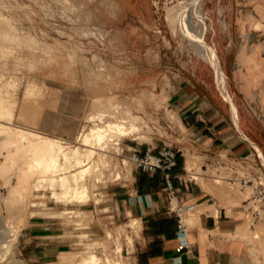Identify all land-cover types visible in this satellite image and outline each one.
Listing matches in <instances>:
<instances>
[{
	"label": "rangeland",
	"instance_id": "obj_1",
	"mask_svg": "<svg viewBox=\"0 0 264 264\" xmlns=\"http://www.w3.org/2000/svg\"><path fill=\"white\" fill-rule=\"evenodd\" d=\"M213 7L214 3L203 0H0V163L9 162L8 170L0 171V264H32L22 254V227L30 217L48 221L58 231L63 227L72 240L67 251L78 264L91 252L100 264H128V252L118 247L132 246L131 237L124 240V223L133 224L134 218L116 219L111 188L133 176L128 143L175 148L187 142L180 118L170 111L168 65L174 54L190 64L210 66L216 88L225 93L218 80L219 66L223 71L220 52L208 38L212 20L207 11ZM181 19L192 21L196 31L205 24L203 37L216 50L219 66L199 49ZM26 104L37 113L29 124L17 115ZM108 121L134 122L138 128L127 134L114 130L105 141L90 139L83 144L92 126ZM23 131L30 139L57 137L64 150L52 170H34L26 180L28 189L8 200L20 170L32 158ZM189 158L188 167L197 163L196 157ZM85 165L89 167L81 182L88 189L86 203L74 195L70 199L51 196L53 188L60 189V176ZM42 176H54L55 181L39 184ZM215 181L209 179L213 190L236 200L252 192L250 185L242 188L241 183ZM80 190L73 189L77 194ZM243 219L247 229L243 232L237 226L236 237L246 243L252 264H264V232L254 237L264 218L255 220L249 213ZM5 240L11 244L9 251L2 249Z\"/></svg>",
	"mask_w": 264,
	"mask_h": 264
},
{
	"label": "crops",
	"instance_id": "obj_2",
	"mask_svg": "<svg viewBox=\"0 0 264 264\" xmlns=\"http://www.w3.org/2000/svg\"><path fill=\"white\" fill-rule=\"evenodd\" d=\"M203 1L214 3L207 11L212 20L208 38L220 52L230 99L216 88L210 66L197 61L190 64L192 61L174 54L168 65L172 73L169 101L184 126L187 142L175 145L179 161L173 175L190 205L188 232L187 236L178 234L176 214L168 208L163 171L134 169L129 182L111 188L116 219L131 213L143 223L126 254L128 264L253 262L244 240L236 237L239 221L247 215V197L236 200L213 190L209 179L183 181L178 175L192 156L198 163H209L219 154L237 157L250 153L256 145L264 158V0ZM35 114L29 104L17 113L25 124ZM22 229V254L28 263L58 260L72 246L65 229L60 226L58 231L48 221L30 217Z\"/></svg>",
	"mask_w": 264,
	"mask_h": 264
},
{
	"label": "built area",
	"instance_id": "obj_3",
	"mask_svg": "<svg viewBox=\"0 0 264 264\" xmlns=\"http://www.w3.org/2000/svg\"><path fill=\"white\" fill-rule=\"evenodd\" d=\"M173 109V108H172ZM174 114V110H170ZM145 146V150L142 146ZM254 145V143H253ZM250 153L229 157L226 154H219L214 161L209 163H196L185 169L178 175L183 181L199 182L203 179L227 180L231 183H241L242 188L245 185L252 186V192L245 200L246 213H251L255 220L264 218V158L256 145ZM125 151V148H123ZM127 157L133 169H142L146 171L162 170L165 178L164 190L168 197V208L176 214L178 234L187 236L188 221L187 215L190 210L188 201L180 194L178 187L174 183L173 170L178 165L179 149L167 144L159 145L154 142H133L127 145ZM126 218H134L133 224L129 221L124 225L127 228V235L124 240L131 237L142 229V220L133 214ZM133 245V243H132ZM189 246V243H185ZM122 246L129 252L131 245Z\"/></svg>",
	"mask_w": 264,
	"mask_h": 264
},
{
	"label": "bare ground",
	"instance_id": "obj_4",
	"mask_svg": "<svg viewBox=\"0 0 264 264\" xmlns=\"http://www.w3.org/2000/svg\"><path fill=\"white\" fill-rule=\"evenodd\" d=\"M197 7H198V3H197ZM192 14H193V12H192ZM186 15H187V18H188V16L191 17L190 13H188V12H187ZM181 18H182V16H181ZM176 19H177V17H176ZM182 22H184V28L187 31V33L190 34L193 39H196L195 41H196L199 49L202 52L207 53L208 54L207 56L211 59V61L216 63L217 66H219L218 55H217L216 50L213 47H211L206 42V40L203 37V33H204V30H205V24L202 22L200 30L196 31V28L194 26L195 24L192 23V21H189V19L182 20ZM218 80H219L220 87H222V89L225 92L226 96L229 98V94H228V91H227V88H226L225 76H224L223 71L220 68V66H219V70H218ZM94 113H93V115H94ZM136 128H138V125L136 123H134V122L126 123L124 121H108L105 124L94 125V126H92L90 128V130H88L86 132V134L84 136L83 144H88V141L90 139H96L99 142L105 141L109 137V135L111 134V131H114V130L121 131L124 134H127V133H130V132L134 131ZM29 132H31V134H39L40 133L39 131H34V130H30ZM21 137L23 139H26L28 137V140H30L29 143H30V145L32 147V152H33L32 153V158H31L29 164L25 165L20 170L19 182H18L17 185H13L10 188L9 195L7 197L8 200L16 199L17 196H19V194L21 192H23L26 188L28 189L29 185L27 184L26 180L34 172V170H39L41 173L48 172V171L52 170L53 169L52 165L56 164L58 153L59 152L61 153V151L64 150L63 149V145L59 142V138H57V137L55 138V137H51V136H48V135H41L40 139H30L29 135H27V133L25 131L22 132ZM259 152L261 153V151H259ZM67 154H68V151H65V156L66 157H68ZM81 161H82V159L80 157L79 158L77 157L76 163H80ZM8 165H9L8 160L7 159L4 160L2 163H0V171L1 172H6L8 170ZM88 167H89V165L88 166L85 165V166L81 167L80 169L72 172L70 175H62V176H60L59 177L60 189L56 190V189L53 188L52 192H51V196H60V198L70 199L74 195V196H78L79 200H81L83 202H86L88 200V189L85 186V184L81 182V179L83 177V174L85 172H87ZM45 180H48L50 182H54L55 181V177L51 176V177L48 178L46 176H42V177H40L38 179V182H39V184H41ZM215 182H217V180ZM218 183L217 184L219 185V188H221L220 181ZM223 185H225V184H223ZM77 187H81V190L79 191L78 194L73 191V189H75ZM226 187H228V186H226ZM222 189L225 192V191H227L228 188L225 189L222 186ZM245 220L246 219L240 221V223L238 225V229L240 231H243V232H245L246 229H247V227H246L247 225H246V221ZM261 224L254 231V234H255L254 237L262 236V234L264 232V225H261ZM8 230L5 231V233L8 232ZM239 233H241V232H239ZM7 236H6V238H10V237H7ZM8 240H10V239H8ZM263 240H264V238H263ZM261 242H262V239H261ZM8 244L10 246H8ZM2 245H1L2 249L4 248L5 250H8L6 248L11 247L10 242L7 243L6 240H5V242L2 243ZM118 248L121 249V247H118ZM9 249H11V248H9ZM6 253H8V252H6ZM6 253H4V254H6ZM86 256L87 257H85V259L82 260L83 261L82 263L80 261L81 264H100L99 263V258L94 252H91V253H89V255H86ZM119 256H122V253H120ZM54 264H78V263H77L75 257L70 255V253L68 251H63L59 255L58 262L54 263ZM105 264H108V263H105Z\"/></svg>",
	"mask_w": 264,
	"mask_h": 264
}]
</instances>
